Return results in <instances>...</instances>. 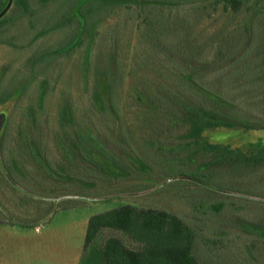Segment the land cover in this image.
<instances>
[{
  "label": "trees",
  "instance_id": "16d2710c",
  "mask_svg": "<svg viewBox=\"0 0 264 264\" xmlns=\"http://www.w3.org/2000/svg\"><path fill=\"white\" fill-rule=\"evenodd\" d=\"M61 3L63 13L56 4L36 19L29 3L0 0L1 30L12 9L11 21L25 23L17 39L27 35L41 46L47 35L64 32L22 67L0 72V104H12L0 135L5 167L29 159L19 146H31L52 162L57 181L68 178L67 195L142 194L152 189L148 182L178 178L211 196L210 205H193L187 215L126 205L92 216L84 255L97 249L103 264H214L222 237L264 231V212H247L250 204L231 197L263 204L264 139L244 150L203 134L214 127L264 130V0ZM47 17L55 21L43 24ZM0 179V191L11 189ZM25 198L48 212L61 204L0 195V223L15 214L12 205L22 208V220L32 217L18 220L21 226L49 216L18 201Z\"/></svg>",
  "mask_w": 264,
  "mask_h": 264
},
{
  "label": "rangeland",
  "instance_id": "374dc122",
  "mask_svg": "<svg viewBox=\"0 0 264 264\" xmlns=\"http://www.w3.org/2000/svg\"><path fill=\"white\" fill-rule=\"evenodd\" d=\"M39 1L40 0H14L13 7L16 3L21 7L29 3L32 12L36 13V19L40 18V12L47 11V9H50V12L56 4L59 5V14L65 11V5L61 3V0L57 2L54 0H44L47 2L43 3L41 6L38 5ZM12 12L13 9L8 12L1 21L2 25H6L3 29L7 32H3V29L1 30L2 26H0V72L5 66L12 65L13 68L17 66L22 67L27 59L35 58L39 55V52L49 47L46 43L47 39L51 41L58 36L61 37L64 35L63 31L54 32L46 36L47 39L41 46L36 44L30 45L29 36L23 35L27 39L25 37L24 39L16 38L18 33L21 32L19 28L24 30L23 24L25 23L24 21L17 22V19L11 21L13 19ZM47 20H45L43 24H51L55 21V19L51 17H47ZM57 42L58 41L55 43ZM63 42H65V38H60L59 43ZM11 107L12 104H0V135L3 132V124ZM177 134L179 135L180 133L177 132ZM203 134L208 138L210 143L224 146L229 145L233 148L244 150H246L249 143H255L260 139H264V130L244 131L234 128L214 127L207 129ZM170 137H172V135ZM19 147L21 148V153L28 154L29 159L26 160L22 157L21 162L19 161L18 164L12 165V169H7L0 160V177L5 176L9 179L11 184V189L6 188V191H0V195H15L17 199L19 195H30L32 198V195H62L54 200L56 205L61 203L59 211L66 208L65 206H69L71 203L79 205L82 208L72 212V214L58 211L54 216L45 218L41 221V228L38 233L32 231L34 227H28L27 230L30 228L31 231L23 233L17 230L18 220L23 222L31 221L32 217L28 216L22 220L18 215V213H22V208L15 207V205H12V207L10 206L12 212L15 214L12 215V213H10V216L8 215V219L6 218L3 224L11 225L13 228H7L3 224V226H0L3 227L2 229L0 228V264L2 260L6 258H12L13 264H26L33 262L32 260L40 255L49 258V261L46 260V264H87L90 262L96 264L100 263L99 261L103 263L101 254L97 249H93L90 252L92 255H95L93 256L94 259L92 258L93 261L88 260L89 262L86 263L85 258L84 261L81 259L84 251V236L86 235V231H82L85 225L81 224V220L90 215L103 214L126 205H132L140 209H163L176 215H187L191 208H193V205L195 206L198 203L202 204L204 202V205L208 206L211 203V201L206 202L205 200V197H207L208 200L211 197L207 195L205 189L198 185H192L194 186L192 187L191 184L189 185L182 181H178V178H169L162 183L157 180L148 182L152 186V189L142 194L135 188V190L129 193L105 195L102 197L94 195V192L87 195H75V193L67 195L63 192L62 188L66 187L65 182L68 181V178H66L67 180H65V182L57 181L59 179L54 175L58 171L54 174L51 170L53 164L51 161H48V157L42 156L48 162L47 164L42 157H38L39 154L34 147L31 148L30 146L28 149L24 148L22 145ZM60 151L62 152V150ZM21 156L23 155L21 154ZM69 163L72 165L70 161ZM109 168L112 173H116L114 169L111 167ZM79 171L80 169L74 170L76 175L79 174ZM8 174H10V176ZM76 186V183H69L67 185V187L71 188L72 192L76 191ZM55 188H57V190ZM223 196L224 195H216L215 197L223 198ZM248 196L252 197L251 195ZM231 197H235L234 202H237L238 205L250 204L251 207L248 208V206H245L244 208L247 212H249V209H252L254 214L259 213L261 210L264 212V201L262 200L259 201L263 203L262 205L253 206V199L247 198L244 200L240 198V195ZM24 200L20 199L18 201L23 204H28L29 210L33 212H47L48 210V206L45 208L32 203L31 200H27L26 198ZM214 203L216 202H213V205H215ZM29 210H27V212H30ZM77 220L80 221L77 222ZM245 230L247 231V229ZM253 232L251 238L247 237L245 234L242 238H235V241L222 237L216 246L218 249L222 250L220 254L221 257L218 259L219 261L211 259L212 262L214 264H264V231ZM2 247L3 249H1Z\"/></svg>",
  "mask_w": 264,
  "mask_h": 264
},
{
  "label": "crops",
  "instance_id": "0c3cea01",
  "mask_svg": "<svg viewBox=\"0 0 264 264\" xmlns=\"http://www.w3.org/2000/svg\"><path fill=\"white\" fill-rule=\"evenodd\" d=\"M30 196V195H29ZM33 196V198L35 199V198H37V199H40V200H44V201H52V202H54V200H55V198H48V197H42V196H37V195H32ZM55 205H56V203H54ZM45 206H47V205H44V207ZM46 208V207H45ZM82 207L81 206H79V205H76V204H70L69 206H67L66 208H64V209H62L61 211H59V208H57L56 209V206H54V208L52 209V211L51 212H48V210H47V215H49V216H47V218H49V217H52V216H54L58 211L59 212H62V213H69V214H72V212H74V211H77V210H80ZM56 210V211H55ZM42 215H44L45 213H46V211H43V212H40ZM89 215V214H88ZM92 216L90 215L89 217H87V218H85V219H83V220H81V224L82 225H85L84 227L85 228H82V231H86L87 232V229H86V227H88V223H89V220H90V218H91ZM46 220H48V219H46ZM78 221H80V220H77V222ZM84 221H85V224H84ZM75 222V221H74ZM40 223L41 222H39L36 226H34V230H32L34 233L36 232V233H38L39 231H40ZM1 225L0 226H5V227H7V228H13V226H11V225H7V224H3L2 225V223H0ZM1 229L3 228V227H0ZM28 229V227H26V226H21V225H19V224H17V230H20V232H23V233H25L26 231H31V229L29 228V230H27ZM84 236V235H83ZM85 238H86V235L84 236ZM85 238H84V244H83V247H85ZM12 247V246H11ZM1 249H3V247L1 248ZM95 252V251H94ZM9 254H10V252H9ZM90 256V257H89ZM93 256H95V255H92V253H87V254H85L84 255V251H83V254H82V257H81V259H83V261H84V258H85V260H86V263L87 262H89L88 260H92V258H93ZM94 259V258H93ZM46 260H48L49 261V258H46V256H44V255H40L39 257H37L36 259H33L32 261L33 262H30V263H26V264H46ZM51 261V260H50ZM93 261V260H92ZM98 262V261H97ZM100 263H96V264H103L101 261H99ZM1 264H13V259L12 258H6V259H3L2 260V262H1ZM25 264V263H24ZM87 264H93L92 262H90V263H87Z\"/></svg>",
  "mask_w": 264,
  "mask_h": 264
}]
</instances>
